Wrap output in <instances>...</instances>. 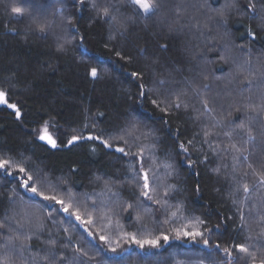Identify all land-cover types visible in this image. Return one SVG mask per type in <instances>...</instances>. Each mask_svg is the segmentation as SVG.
Returning a JSON list of instances; mask_svg holds the SVG:
<instances>
[{"label":"snow or ice","instance_id":"obj_1","mask_svg":"<svg viewBox=\"0 0 264 264\" xmlns=\"http://www.w3.org/2000/svg\"><path fill=\"white\" fill-rule=\"evenodd\" d=\"M190 7L197 8L186 0H0V19L7 21L3 27L8 32L21 35L15 26H9L15 22L25 25V42L31 34L40 39L55 36V51L60 55H67L79 37L76 47L90 60L85 36L80 35L81 22L88 28L105 29L102 43L121 68L136 63L137 56L148 55L145 47L133 44L141 39L137 35L141 22L144 32H150L151 23L160 30L158 37L169 40L185 35L186 29L191 35L204 36L214 20L216 27L227 33L232 15L259 22L246 29L247 48L243 41L233 42L232 47L240 50L239 60L231 56L228 45L220 50L219 60L232 65L223 96L210 97L208 83L188 81L199 107L187 89L167 87L175 82L171 66H165L167 76L153 68L151 77L142 67H135L127 73L137 89L132 99L141 107L151 104V118H143L133 109L122 123L87 131L99 127L95 120L89 124L87 116L82 127L69 125L64 130L58 120L41 117L27 134V144L39 141L56 149L64 144L63 136L65 146L91 141L93 153L98 144L107 150L106 155L116 157L122 168L116 174L97 175L93 183L100 192L95 195L75 189L69 177L56 176L42 167L26 145L0 140V264H121L132 245L149 257L162 256L160 250L169 245L170 236L197 245V255L185 254L183 259L173 255L171 262L149 259L145 264H264V51L255 62L252 59L255 42L264 39V0H248L246 5L240 0H225L215 16L203 20ZM68 8L74 11L66 14ZM57 28L61 35H56ZM130 45L136 49L135 55L129 51ZM158 47L166 52L169 43L166 40ZM185 51L195 59L196 53ZM152 63H160L159 58L153 56ZM106 71L99 60L86 69L93 80L102 79ZM19 94L14 76L0 78V107L10 109V115L22 126L26 110L13 99ZM188 124L196 130L189 133ZM221 136L224 139H219ZM211 157L216 163L210 171L224 181L235 207L234 216L217 215L215 223L209 212L182 200L177 183L169 182L179 177L181 165L188 170L208 166ZM195 191H201L199 182ZM123 213L134 219L135 231H123L120 226L115 240L104 229L94 233L96 214L110 224L113 214ZM73 233L85 242L86 237L91 238L93 243L98 236L100 246L95 254L90 251L92 244L89 249L74 244ZM101 252L115 255L98 259Z\"/></svg>","mask_w":264,"mask_h":264},{"label":"trees","instance_id":"obj_2","mask_svg":"<svg viewBox=\"0 0 264 264\" xmlns=\"http://www.w3.org/2000/svg\"><path fill=\"white\" fill-rule=\"evenodd\" d=\"M23 2L27 3V0H23ZM224 2L225 0H186L189 6H197L195 9L190 7V11L201 20L207 16H215L216 11L223 6ZM240 2L246 5L248 0H240ZM72 11L74 9L68 8L66 14ZM216 19L218 20L219 17ZM4 23L7 21L0 19V78L14 76L20 94L13 96V99L19 100L24 105L26 114L21 126L15 120L14 115H10V109L4 110L0 107V140L6 141L9 145H26L29 152L35 154L33 160L40 162L42 167H47L56 176L69 177L75 185V189L95 195L100 192V187L93 183L96 176L116 174L117 170L122 168L116 157L106 155L107 150L98 144L97 151L93 153L91 151L93 142L91 141L65 146L66 138L63 136L61 139L64 140V144L56 149L39 141L27 144V141L30 140L27 134L37 125L41 117L58 120L61 130H64L69 125L77 128L82 127L85 116H87L89 124L93 120L99 124V127L90 128L87 131H99L101 128L122 123L124 117L133 109L141 117L151 118L153 112L151 104L141 107L138 102L132 99L137 89L133 81L128 79L127 73L135 67H142L146 76L151 77L153 68L158 73L167 76L165 66H171L174 69L172 77L175 78V82L167 87L174 90L187 89L189 96L199 107L198 101L192 95L188 81L208 83L211 86L207 92L208 96L216 97L218 93L223 96L226 92L224 85L227 83L232 65L219 60L220 50L228 45L231 47V56L239 60L240 50L232 47L233 42L243 41L247 48L246 29L249 25L255 28L259 22L250 21L247 16L232 15L228 19L227 33L224 28H217L214 20L209 22L211 30L205 29L204 36L191 35L186 29L185 35L170 40L167 37H158L156 33L160 30L151 23L149 25L150 32H144V25L141 22L137 28V35L141 39L138 42L134 40L133 44L138 43V47H145L148 55L137 56L136 63L124 68L116 63V58L111 56L104 47L102 41L106 39V34L103 28L95 26L88 28L86 22H81L80 35L85 36V47L88 49V56L91 57L89 60L82 55L83 49L76 47L79 37L69 46L70 50L67 55H60L55 51L57 42L55 36L50 35L48 39H40L37 34H31L25 42L23 35L25 25L15 22L9 25L15 26L21 32V35H15L3 27ZM56 35H61L59 28L56 29ZM261 36H264V33H261ZM166 40L169 43V48L166 52H161L158 46ZM186 48L196 53L195 59L185 51ZM129 51L135 55L136 49L130 45ZM262 51H264V39H258L252 54L254 62L256 56L260 55ZM153 56L158 57L160 63L153 64ZM97 60L103 62L107 71L102 79L93 80L87 75L86 69L90 64L94 65ZM123 63V61L120 62V64ZM149 87H152L150 80ZM220 110L218 107V111ZM223 110H227L226 103ZM99 113H103V116ZM156 115L160 114L157 112ZM176 126L177 122L174 120L172 127ZM187 129L191 133L196 130V126L188 124ZM160 135L162 140L167 139L163 133ZM219 139H224V137L221 136ZM205 151H207L206 146ZM161 159H164L163 155H161ZM211 161L208 166L197 165L192 170L181 165L178 168L179 177H173L169 182L177 183L181 189L179 195L182 200L199 211L209 212L214 218L213 223H215L217 215L234 216L235 207L228 197V189L224 181L218 179L210 171L211 167L215 166V157H211ZM72 169L75 171H71ZM164 171L163 168L160 169L161 173ZM197 182L201 187L199 193L195 191ZM217 188L221 191H216ZM253 199H256L255 195ZM201 205L204 207L201 208ZM99 216L100 214H96L94 233H99L101 229H104L115 240L120 226L123 231L136 230L134 219H128L127 213L113 214L110 224L107 219H100ZM228 223L231 225L232 221H228ZM80 231L83 232L82 229ZM229 232H232L231 227ZM61 235L63 236V233ZM83 235L86 237V233ZM86 239L87 242L82 241L79 235L73 233L74 244L80 243L85 249H89V245L92 244L90 251L95 254L96 246H100L98 236L94 243L91 238L86 237ZM123 247H128V245L124 244ZM151 251L155 252L156 250ZM160 251L163 253L162 256L149 257L146 252H141L135 245H132L129 248V253L124 255L121 264H145V261L149 259L171 262L173 255L177 259H183L185 254L197 255L198 246L183 240H176L170 236L169 245ZM114 255L101 252L97 258L105 259ZM88 264H96V261H89Z\"/></svg>","mask_w":264,"mask_h":264}]
</instances>
